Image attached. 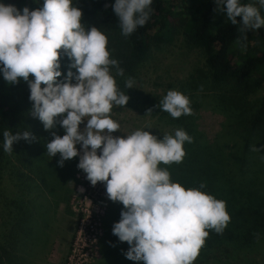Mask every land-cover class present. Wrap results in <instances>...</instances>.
Returning a JSON list of instances; mask_svg holds the SVG:
<instances>
[{
	"label": "trees",
	"instance_id": "16d2710c",
	"mask_svg": "<svg viewBox=\"0 0 264 264\" xmlns=\"http://www.w3.org/2000/svg\"><path fill=\"white\" fill-rule=\"evenodd\" d=\"M0 1L21 11L25 7L37 10L44 2ZM114 3L115 0H77L73 6L82 11L81 20L89 24L86 30L95 27L107 36L111 58L118 60L125 71L121 77L116 75L115 69L111 70L118 88L129 97L126 106L159 119L167 117L177 130L183 129L193 138V143L184 144L186 156L182 163L161 164L160 167L169 171L172 182L186 190L198 189L226 201L231 217L222 234L208 230L209 236L194 264H264V97L252 99L264 83V28L247 32L248 38L242 46L238 26L214 11V0H153V11L146 25L124 37L112 7ZM241 3L255 5L264 16V6L259 0H241ZM179 37L187 47L200 52L204 61L202 68L195 69L186 78L183 90L191 100L209 98L218 113L225 117V127L236 138L233 151L225 152L220 143H209L195 130L192 114L174 119L161 111L158 105L165 96L125 87L127 78L137 77L153 48L171 45ZM72 62L61 52L59 70L62 75L57 83L65 82L69 70L78 74L70 69ZM29 80L34 81V77L30 76ZM72 83L76 81L73 79ZM32 109L28 83L21 79L17 84H10L0 73V174L10 166L15 167L20 174L17 185L28 190L10 203L14 216L0 244V264H26L34 252L39 256L46 253L49 239L46 242L43 235L34 239L30 225V219L36 215L31 202L37 199L39 192L48 193L47 198L54 208L63 204L66 214L76 217L70 205V193L77 181L80 157L65 161L60 167V154L52 157L46 149V144L54 137L31 115ZM61 119L57 117L53 131L62 138L65 131L59 124ZM6 130L13 134L31 131L36 139L14 143L13 153L9 154L3 148ZM200 183H205L206 187L200 189ZM54 184L66 190L54 196L51 190ZM112 210L111 202L102 220L100 257L93 264H143L128 260L125 253L130 246L113 234V226L120 222L124 206L119 202L115 211Z\"/></svg>",
	"mask_w": 264,
	"mask_h": 264
},
{
	"label": "clouds",
	"instance_id": "9594fccd",
	"mask_svg": "<svg viewBox=\"0 0 264 264\" xmlns=\"http://www.w3.org/2000/svg\"><path fill=\"white\" fill-rule=\"evenodd\" d=\"M152 3L115 0L112 7L124 37L146 25ZM259 3L264 6V0ZM214 4L215 12L238 26L242 46L247 32L264 28V16L253 4H242L241 0H214ZM81 19L82 11L73 6V0H44L42 8L31 11L0 4V73L10 84L21 79L28 83L31 115L54 137L46 149L52 157L60 154L59 166L79 156L77 166L86 173L87 180L92 185L105 183L109 199L122 203L125 210L120 222L114 224L113 234L130 246L125 253L128 260L194 264L208 230L222 234L230 223L226 201L198 189L186 190L172 182L169 171L160 167L183 162L184 144L193 143L183 129L162 140L146 130H135L126 138L111 135L121 127L112 118L114 106L124 107L129 101L111 70L121 77L125 71L118 60L111 58L107 36L95 27L86 30ZM61 52L73 61L69 67L78 74L69 70L65 82L57 83L62 75ZM30 76L34 81L29 80ZM134 84L131 77L125 81L127 89H133ZM158 107L174 119L192 114L189 98L176 90H169ZM57 117H62V138L53 131ZM3 137L4 151L9 154L13 153L14 143L36 139L31 131L13 134L6 130ZM98 150H102L100 155ZM205 187L200 183V189Z\"/></svg>",
	"mask_w": 264,
	"mask_h": 264
},
{
	"label": "rangeland",
	"instance_id": "374dc122",
	"mask_svg": "<svg viewBox=\"0 0 264 264\" xmlns=\"http://www.w3.org/2000/svg\"><path fill=\"white\" fill-rule=\"evenodd\" d=\"M76 1L73 0V3ZM0 4L3 3L0 1ZM81 23L85 29L89 25L82 20ZM203 66L204 61L200 52L187 47L182 37H179L171 45L152 49L148 60L140 67L137 77L134 79V88L139 92L162 96H166L169 90H176L189 98V95L185 94L183 90L184 81L195 69ZM261 97H264V83H261L258 90L252 95V99L256 100ZM189 100L195 130L201 133L209 143H220L225 148V152L233 151L236 146V138L225 127L227 120L222 114L218 113L209 98L198 99L195 97L192 100L189 98ZM196 105H199L200 108L198 109ZM112 118L121 125L119 131L111 134L113 137L126 138V135L132 134L135 130H146L151 135L162 140L165 135L174 136L177 130L176 126L170 124V120L167 117H161V119L152 117L126 105L124 107L114 106ZM85 127L86 121L80 125V130L83 131ZM76 147L82 155L81 145L78 144ZM101 151L98 150L100 154ZM17 175H20L19 171L13 166L8 167L0 174V244L5 239L4 236L7 233L11 217L14 216L10 203L12 204V201L17 196L22 195L24 191H28L27 189L19 188L16 180ZM68 181L70 183L69 177ZM30 188L32 190L34 186L32 185ZM51 190L53 195L57 196L60 192H64L66 188L63 190L57 184H54ZM36 191H39V188ZM70 194V205L76 214V217L70 218V239L63 253L56 250L52 259L57 261L62 259V264H68L67 257L70 256L71 262L69 264H91L94 259L96 260L100 257L99 238L102 220L109 210L111 202L113 212L115 211V205L119 202L109 199L105 183L98 182L96 185H92L87 180L86 173L81 169H79L76 184ZM47 195L46 191L39 192L37 199L31 202L35 208L36 215L30 219L33 238L43 235L45 240L47 239L46 242L51 236L47 232V228L54 223L55 213L53 203L48 200ZM72 243L73 246L71 247ZM70 247L72 250L69 253ZM31 257L26 260V264L33 262Z\"/></svg>",
	"mask_w": 264,
	"mask_h": 264
},
{
	"label": "crops",
	"instance_id": "0c3cea01",
	"mask_svg": "<svg viewBox=\"0 0 264 264\" xmlns=\"http://www.w3.org/2000/svg\"><path fill=\"white\" fill-rule=\"evenodd\" d=\"M54 213V223L47 228V232L51 234L48 242V246L46 247V253L43 256L37 255L34 252L32 263L29 264H62V259L60 261L53 260V253L57 250V252L63 253L65 247L68 245V241L70 239V231H71V216L66 214L65 207L63 204H60ZM39 256V257H38Z\"/></svg>",
	"mask_w": 264,
	"mask_h": 264
},
{
	"label": "built area",
	"instance_id": "2783aa9c",
	"mask_svg": "<svg viewBox=\"0 0 264 264\" xmlns=\"http://www.w3.org/2000/svg\"><path fill=\"white\" fill-rule=\"evenodd\" d=\"M98 155H100V153H99ZM78 172H79V170H78ZM77 175H78V173H77ZM76 177H77V176H76ZM75 243H76V241H75ZM71 250H72V249H71ZM67 259H68V264H69V262H71L70 256L67 257ZM94 262H95V259L91 262V264H93Z\"/></svg>",
	"mask_w": 264,
	"mask_h": 264
}]
</instances>
